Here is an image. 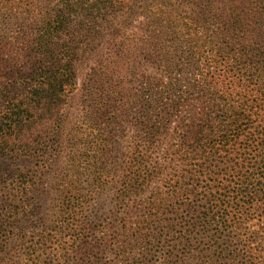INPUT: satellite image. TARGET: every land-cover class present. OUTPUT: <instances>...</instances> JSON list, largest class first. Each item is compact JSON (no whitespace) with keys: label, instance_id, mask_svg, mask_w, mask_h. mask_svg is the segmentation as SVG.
I'll use <instances>...</instances> for the list:
<instances>
[{"label":"trees","instance_id":"trees-1","mask_svg":"<svg viewBox=\"0 0 264 264\" xmlns=\"http://www.w3.org/2000/svg\"><path fill=\"white\" fill-rule=\"evenodd\" d=\"M192 4L179 29L166 0H0V162L51 168L75 63L101 41L112 56L55 215L31 225L34 177H0V264H264V0Z\"/></svg>","mask_w":264,"mask_h":264},{"label":"rangeland","instance_id":"rangeland-1","mask_svg":"<svg viewBox=\"0 0 264 264\" xmlns=\"http://www.w3.org/2000/svg\"><path fill=\"white\" fill-rule=\"evenodd\" d=\"M192 2L193 0H166V15L173 19L174 23L179 29L182 24L188 22L190 17L193 15L192 10H194V8ZM144 20L145 17L139 18V21ZM206 30V27L194 23L191 25L189 29L190 32L188 34L189 36L192 34V36H194V33L205 32ZM184 31H186V28H184L182 31L180 30L182 33H184ZM163 44L159 42L158 46L161 48ZM104 45L105 43L101 41L95 46V48L84 50L79 60L75 63L76 85L73 91L66 98L65 107L63 110L64 118L60 129V141H62L63 149L59 153L60 155L57 157L56 161L52 163L51 168H41L35 165V159L23 156L3 159L0 162V177H2V179L7 182L12 180L19 172H25L27 178L34 177L33 179L35 186L33 185L34 187H30L29 185L27 188V197L35 207L34 214L37 213V218L32 220L33 222L31 225L39 227L45 222V220L48 221V218H52L55 215L52 204L57 195L55 190V182L57 181V177L59 175L58 172L61 168H63V166L66 165L67 156L71 154V151H73V148H75L73 145H71V143L74 142L73 140L78 139V136L81 132L80 128H85L86 123H89V116L85 112V110L88 109V98L85 91L87 78L91 76V72L95 71L96 74L94 75V81H96V83L94 84V89L99 79L100 67L112 57ZM174 45L175 43L169 48L170 50L167 53V57L173 62L177 61L179 58H181V56H183V54L180 53V50L182 49L177 46L174 48ZM175 53L177 54L175 55ZM142 66L145 67V72L155 74L156 77L162 73L160 71H156L153 64L145 63ZM141 70L142 68L139 69V71ZM122 74H124L123 77L125 80H127V85L132 84L134 78L138 76L137 74L133 75L132 73L124 72V70L120 73L121 76ZM184 75L185 71H182L180 74H178L175 73L174 70L173 73L163 74V84L168 86V82L171 80V78L177 77L181 80ZM181 83L182 81H180V84ZM79 177L85 178V174L82 175L80 173ZM103 211H106L105 207ZM27 225L30 224L27 223ZM185 264H192V262L190 261L189 263ZM212 264H223V261L221 259L217 261V258H214L212 260ZM230 264H234V262Z\"/></svg>","mask_w":264,"mask_h":264}]
</instances>
